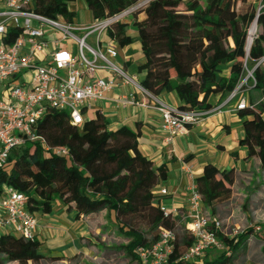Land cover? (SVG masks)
Segmentation results:
<instances>
[{"label": "trees", "instance_id": "16d2710c", "mask_svg": "<svg viewBox=\"0 0 264 264\" xmlns=\"http://www.w3.org/2000/svg\"><path fill=\"white\" fill-rule=\"evenodd\" d=\"M77 1L81 0H32L30 9L74 22L76 10L71 4ZM82 1L93 20L126 12L107 28L109 40L121 47L139 42L144 57L137 67L141 84L156 96L175 92L181 110L217 107L236 87L247 56L249 68L264 56V7L259 10L258 0ZM256 17L258 30L247 54L248 32ZM132 26L138 35L129 33ZM254 75L255 89L263 95L264 67H257ZM250 99L259 100L251 92ZM239 114L245 132L240 145L247 148V158L260 161V171H254L251 178L255 183L264 174V102ZM37 133L52 146L68 147L70 153L46 151L39 141L14 148L7 164L0 168V189L10 185L23 192L28 209L36 215L51 213L57 200L68 210L74 209L77 217L106 210L126 240L109 248L143 264L137 249L157 242L161 227L172 228L174 222L165 218L157 206L156 189L168 177L167 165H156L142 152L140 129L126 124L112 128L101 110H95L94 116H86L83 124L76 126L67 111L53 109L39 120ZM236 181L234 168L220 169L213 164H207L197 178L205 212L224 224L230 215L225 206L233 198ZM252 233V228L235 236L220 233L225 251L211 250L207 252L212 253L210 260L204 259L205 254L193 261L181 258L193 242V237L185 234L167 264H237L238 254ZM259 235L264 239L262 233ZM42 250L43 242L37 237L28 239L8 232L0 235V264L61 259L47 256Z\"/></svg>", "mask_w": 264, "mask_h": 264}, {"label": "built area", "instance_id": "2783aa9c", "mask_svg": "<svg viewBox=\"0 0 264 264\" xmlns=\"http://www.w3.org/2000/svg\"><path fill=\"white\" fill-rule=\"evenodd\" d=\"M31 2L0 0V85L33 73L32 81L24 79L20 85L10 84L0 92V168L7 164L14 148L34 141H39L46 151L68 155V147L52 146L37 133L39 120L46 111L55 109L67 111L73 125H82L87 111L93 110L96 103L107 100V92L117 87V79L132 90L114 98L115 104L122 108L142 106L159 111L162 128L170 137L186 130L188 125L200 123L212 113L221 112L229 103L236 102L234 110L240 111L264 102V94L258 101L250 99V92L257 85L254 71L259 66L264 67V56L254 68L248 67L247 56L243 73L225 103L207 111H185L152 94L141 84L138 73L130 74L114 61L118 50L112 41L103 45L107 28L126 12L80 25L39 14L30 9ZM263 7L261 5L259 10ZM257 30L258 24L255 26L253 21L248 32L247 54L248 44L250 42L251 47ZM92 35L95 39L90 43L88 39ZM101 71L109 74L100 75ZM138 95L148 100H140ZM181 169L189 178L188 206L183 209L177 205L174 192L168 186L156 189L157 206L174 226L161 227L157 242L137 249L143 264H167L183 230L193 237V242L181 256L184 261L196 260L211 250L226 249L219 236L220 233L225 235V224L205 212L193 166L182 161ZM39 227L38 216L28 209L27 196L4 185L0 189V235L8 232L33 239L37 237ZM239 232L234 229L229 236Z\"/></svg>", "mask_w": 264, "mask_h": 264}, {"label": "crops", "instance_id": "0c3cea01", "mask_svg": "<svg viewBox=\"0 0 264 264\" xmlns=\"http://www.w3.org/2000/svg\"><path fill=\"white\" fill-rule=\"evenodd\" d=\"M109 42L110 40L103 42V45ZM113 44L118 50V57L114 61H120L127 70L136 71L138 65L134 66L135 63L139 65L143 63L144 57L139 42L126 47ZM99 74L107 76L109 73L101 71ZM117 83V87L107 92V100L100 101V106L95 104L94 112L101 110L108 117L112 128L126 124L132 129H140V149L152 158L156 165L166 163L168 177L161 186H168L174 192L175 203L183 209L188 206L189 178L181 169L182 161L189 162L193 166L196 178L203 174L207 164L216 165L220 169L234 168L237 172V180L238 174L242 176L249 174L254 179V171H260L259 159L247 158V148L240 145V139L244 137L245 132L239 111L234 110L236 102L229 103L222 107L221 112L212 113L204 117L200 123L188 125L186 130L170 137L169 132L162 128L159 111L142 106L122 108L115 104L114 98L132 90L131 87L121 85L119 79ZM138 97L143 101L148 100L143 95ZM158 97L173 107H179L180 101L175 92H166ZM223 103L225 99L218 106ZM236 184L237 181L234 187ZM103 212L108 216V220L98 223L96 217ZM100 213L77 217L74 209L68 210L62 203L58 212H55L54 208L51 213L38 214L40 227L37 238L44 244L42 252L47 256L61 257L57 261L61 264H68L74 257L87 262L90 261L86 258L97 259L95 250L102 248L100 234L105 227L103 224H106V229L111 226V222L112 226H115L106 210ZM210 258L212 253H206L204 259L210 260ZM31 263L30 261L27 264ZM10 264H18V262Z\"/></svg>", "mask_w": 264, "mask_h": 264}, {"label": "rangeland", "instance_id": "374dc122", "mask_svg": "<svg viewBox=\"0 0 264 264\" xmlns=\"http://www.w3.org/2000/svg\"><path fill=\"white\" fill-rule=\"evenodd\" d=\"M263 1V2H262ZM257 4L264 6V0L255 1ZM144 1L140 2L138 5H141ZM71 7L76 10V18L75 23L77 24H85L92 23L93 18L91 16V12L86 8L85 3L81 1H77L71 4ZM77 34H81L79 31H76ZM129 33L136 36L138 35V31L135 27H131ZM95 36L92 35L89 37L88 42L93 43ZM103 42H107L109 40L107 33L105 32L103 36ZM120 64V61H116ZM143 62V61H142ZM139 65V63H135ZM134 69V68H133ZM225 72V67H223ZM136 70V69H135ZM129 73H138V69L133 71L132 69L128 70ZM229 70L226 69V72ZM139 74V73H138ZM139 76H141L139 74ZM32 81L33 73H27L23 77H20L13 82L7 80L4 84L0 85V92L3 91L4 88L12 84L20 85L23 80ZM251 94L259 99L262 95L258 93L257 89H253ZM6 99L9 101L10 97L7 96ZM214 101V100H213ZM97 106H100V103H96ZM87 116H94V110H89L86 113ZM238 174V180L236 184L235 193L233 195L232 200L230 201L228 206H225V211H230V215L225 217V235H230V233L234 229H239V231H243L247 228H252L253 233L250 235L246 247L238 254V258L236 260L237 264H264V239L259 235L262 233L264 235V174L260 177V180L253 183L251 181V175H241ZM244 190V191H243ZM63 202L61 200H57L55 202V212H58L61 208V204ZM104 213V214H103ZM102 214L97 215L98 223L108 220V216L103 212ZM110 223V221H109ZM102 225V224H101ZM111 226L106 229V224L100 234V243L102 245L101 249H96L98 258L95 260L89 259L90 262L83 261L79 257L72 258L68 264H137L134 262L127 254L124 252H117L113 248L114 245H118L120 243H124L126 240L121 235L115 226ZM114 227V228H113ZM185 234L187 232L183 230L181 232V238L186 237ZM182 241L178 240L177 243ZM44 245V244H43ZM219 252H216V254ZM10 264V263H8ZM19 264V263H18ZM31 264H61L55 261V259L47 258L39 263L32 262Z\"/></svg>", "mask_w": 264, "mask_h": 264}, {"label": "water", "instance_id": "95a60500", "mask_svg": "<svg viewBox=\"0 0 264 264\" xmlns=\"http://www.w3.org/2000/svg\"><path fill=\"white\" fill-rule=\"evenodd\" d=\"M257 22H258V17H256V19L254 20V24H255V26L257 25ZM250 42H249V44H248V52H249V50H250Z\"/></svg>", "mask_w": 264, "mask_h": 264}, {"label": "bare ground", "instance_id": "6f19581e", "mask_svg": "<svg viewBox=\"0 0 264 264\" xmlns=\"http://www.w3.org/2000/svg\"><path fill=\"white\" fill-rule=\"evenodd\" d=\"M253 33H254V28H253V30H252V32H251V34H252L251 37L253 36Z\"/></svg>", "mask_w": 264, "mask_h": 264}]
</instances>
